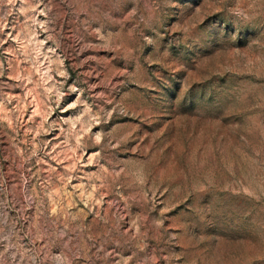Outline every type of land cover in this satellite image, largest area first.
Returning a JSON list of instances; mask_svg holds the SVG:
<instances>
[{"label":"rangeland","instance_id":"374dc122","mask_svg":"<svg viewBox=\"0 0 264 264\" xmlns=\"http://www.w3.org/2000/svg\"><path fill=\"white\" fill-rule=\"evenodd\" d=\"M0 264H264V0H0Z\"/></svg>","mask_w":264,"mask_h":264}]
</instances>
